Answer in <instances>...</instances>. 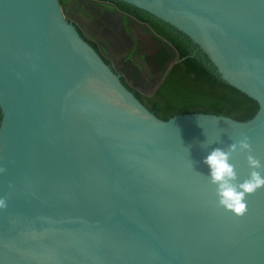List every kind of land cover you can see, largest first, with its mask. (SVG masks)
<instances>
[{
  "label": "water",
  "instance_id": "obj_1",
  "mask_svg": "<svg viewBox=\"0 0 264 264\" xmlns=\"http://www.w3.org/2000/svg\"><path fill=\"white\" fill-rule=\"evenodd\" d=\"M122 1L190 37L258 108L163 119L60 0H0V264H264V188L237 216L203 163L245 135L264 163V0ZM247 155L230 161L240 183Z\"/></svg>",
  "mask_w": 264,
  "mask_h": 264
},
{
  "label": "trees",
  "instance_id": "obj_2",
  "mask_svg": "<svg viewBox=\"0 0 264 264\" xmlns=\"http://www.w3.org/2000/svg\"><path fill=\"white\" fill-rule=\"evenodd\" d=\"M107 1V0H104ZM128 15L150 24L156 33L172 43L179 53L164 74L158 87L150 94L142 92L126 76L121 78L137 89L157 116L168 119L186 112H214L235 116L248 115L258 107L240 89L222 78L209 56L190 37L168 23L122 0H108ZM82 35L103 55L98 41L78 27ZM109 62V59L105 57ZM155 71L163 65L159 55H148Z\"/></svg>",
  "mask_w": 264,
  "mask_h": 264
},
{
  "label": "rangeland",
  "instance_id": "obj_3",
  "mask_svg": "<svg viewBox=\"0 0 264 264\" xmlns=\"http://www.w3.org/2000/svg\"><path fill=\"white\" fill-rule=\"evenodd\" d=\"M65 14L80 19L83 30L98 40L109 56L114 53L127 67V77L142 92L152 93L168 67L177 58L174 48L154 34L148 26L119 12L101 0H60ZM111 53V54H110ZM159 55L163 65L155 71L148 55Z\"/></svg>",
  "mask_w": 264,
  "mask_h": 264
},
{
  "label": "clouds",
  "instance_id": "obj_4",
  "mask_svg": "<svg viewBox=\"0 0 264 264\" xmlns=\"http://www.w3.org/2000/svg\"><path fill=\"white\" fill-rule=\"evenodd\" d=\"M250 138L245 135L238 142L227 145V148H214L203 160L210 169L211 183L216 185L218 204L237 216H244L248 205L246 198L264 188V163L252 155ZM247 152V162L251 169L250 175L242 183L238 182L236 166L230 161L233 153ZM193 163V162H192ZM6 169L0 168V173ZM5 199H0V209L5 208Z\"/></svg>",
  "mask_w": 264,
  "mask_h": 264
},
{
  "label": "flooded vegetation",
  "instance_id": "obj_5",
  "mask_svg": "<svg viewBox=\"0 0 264 264\" xmlns=\"http://www.w3.org/2000/svg\"><path fill=\"white\" fill-rule=\"evenodd\" d=\"M69 15H71V16H76V15H74V14H69ZM128 15V14H127ZM131 16V15H130ZM77 17V16H76ZM132 17V16H131ZM79 27H81V25L79 24L78 25ZM82 28V27H81ZM83 29V28H82ZM87 34V33H86ZM88 35V34H87ZM98 41V40H97ZM99 43V42H98ZM99 46H100V44H99ZM100 48H101V46H100ZM101 52L103 53V55L105 56V57H107L108 59H109V63L113 66V67H118V68H120V73H121V75H124V76H126V78L128 79V77H127V67L124 65V63L122 62V60H121V58H118V57H116V55H114V53H110L112 56H109V55H107L102 49H101Z\"/></svg>",
  "mask_w": 264,
  "mask_h": 264
},
{
  "label": "crops",
  "instance_id": "obj_6",
  "mask_svg": "<svg viewBox=\"0 0 264 264\" xmlns=\"http://www.w3.org/2000/svg\"><path fill=\"white\" fill-rule=\"evenodd\" d=\"M122 13V12H121ZM125 14V13H124Z\"/></svg>",
  "mask_w": 264,
  "mask_h": 264
}]
</instances>
